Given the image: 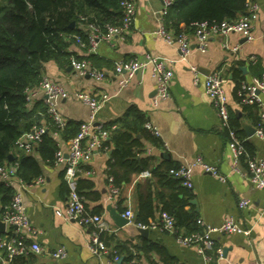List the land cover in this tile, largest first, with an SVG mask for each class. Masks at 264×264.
<instances>
[{"label":"crops","instance_id":"crops-1","mask_svg":"<svg viewBox=\"0 0 264 264\" xmlns=\"http://www.w3.org/2000/svg\"><path fill=\"white\" fill-rule=\"evenodd\" d=\"M249 1L258 6L256 16L251 20V40L238 34L210 36L205 51L200 52L193 27L182 26L190 44L186 61L179 60L180 53L175 44L166 43L155 33L162 25L158 15L160 0H136L133 23L122 38H115L110 44L100 42L95 52L91 53L73 41L66 48V56L43 63L41 75L62 85L70 94L83 90L96 96L100 93L110 96L95 116L97 124L105 126L115 121L132 106L139 109L145 119L159 131L161 147L147 146L145 151L146 156L153 158V164L171 160L176 165H181L199 156L205 163L215 166L219 174L224 176V181L195 166L191 172V188L181 184L191 193L190 197H184L185 210L197 215L199 225L219 226L225 217L233 216L248 232L213 235V248L206 252L211 257L208 261L198 255L193 247L177 244L175 231L150 228L146 235L140 234L134 223V189L136 183H145L150 176L132 175L130 182L109 201L108 163L112 148L104 145L94 152L89 162L81 166L74 185L76 189L79 179L85 181L81 184L84 188L80 190L84 196V205L89 213L101 216V226L97 230L102 242L110 249L116 243L129 246L133 255L140 257L137 258L139 261L148 264L143 253L133 249L148 240L162 246L175 264H226V261L264 264V189L255 188L249 182L245 165L240 163V173L232 170L228 133L221 125L213 103L203 88L204 77L212 72L219 73L225 79L229 120L233 117L240 123L242 138L253 147V157L264 158V139L253 135L248 137L241 128V123L253 128L256 126L259 112L264 110V91H256L259 101L253 103L257 108L251 111H244V106L236 101L237 85L252 82L264 70V0ZM144 53L173 60L169 65L173 72L169 81L170 97L159 101L157 105L152 104L155 83L148 70L137 73L121 87L118 85L121 75L113 72L114 62L140 58ZM71 56L89 59L95 68L104 72V79L96 82L88 75H78L69 65ZM189 66L196 67L200 73L197 85L193 84ZM38 102L44 105L41 95L31 105ZM57 108L65 123H81L88 119V107L72 96L60 99ZM58 134L52 132V137L57 139L58 149L66 154L69 141H61ZM21 153L15 149V154ZM31 154L37 157L35 149ZM39 164L42 182L32 184L23 193V205L33 228V232L27 235V240L48 251L61 247L65 255L61 259H54L46 253L28 252L22 255L19 264H118L109 260V254L98 258L89 251L87 243L92 226L80 227L75 222L64 219L62 213L69 190L64 179V163L48 164L39 160ZM242 199L248 200L249 204L239 208L238 203ZM107 205L119 214L130 209L133 220L116 226L106 209ZM10 233L11 228L5 226L0 237ZM179 233L185 234L182 229ZM217 249L223 252L221 260L215 259ZM149 256L154 262L163 264L157 254L151 253Z\"/></svg>","mask_w":264,"mask_h":264},{"label":"trees","instance_id":"trees-1","mask_svg":"<svg viewBox=\"0 0 264 264\" xmlns=\"http://www.w3.org/2000/svg\"><path fill=\"white\" fill-rule=\"evenodd\" d=\"M121 1L0 0V165L16 164V176L24 182L30 183L39 177V160L53 164L55 153L59 150L57 139L52 137L54 128L50 125L48 133L33 148L37 157L15 154L14 142L22 133L36 123H49L44 115V105L40 102L29 105L24 99L25 90L38 86L43 77L41 68L44 62L66 56V48L74 41L75 35L85 39L89 23L98 26L117 24L121 17ZM248 1L172 0L162 24L167 32L176 35L184 31L182 26L188 28L193 23L236 19L245 14ZM240 90L241 86L237 85L238 104ZM242 106L244 111L257 108L256 104ZM146 122L142 112L132 106L122 117L103 126L109 132L103 146L112 148L108 163L112 184L120 191L130 182L132 175L148 171L150 179L135 185L134 222L148 226L158 219L160 212H166L174 219V233H179L181 229L185 234L199 231L197 215L185 210L184 197H190L191 193L181 186L178 178L169 174L170 169L179 165L171 160L155 165L153 158L145 155L147 146L161 147L159 138L144 127ZM79 124L66 122L58 134L59 139L69 141L78 132ZM229 127L241 140L243 152L239 163L245 165L247 159L253 158V147L242 138L238 120L232 117ZM9 155L12 159L8 158ZM83 182L81 179L77 181L76 191L84 200L80 192ZM12 192L11 186L0 182V219L10 204ZM113 249L122 261L140 258L133 255L129 246L116 243ZM133 249L142 252L148 264H158L149 256L151 253L157 254L163 264H175L165 249L155 242L145 240ZM21 259L22 256L15 257L12 264H19Z\"/></svg>","mask_w":264,"mask_h":264},{"label":"built area","instance_id":"built-area-1","mask_svg":"<svg viewBox=\"0 0 264 264\" xmlns=\"http://www.w3.org/2000/svg\"><path fill=\"white\" fill-rule=\"evenodd\" d=\"M161 8L158 12L160 20L167 14L172 0H160ZM121 17L117 24H105L98 26L94 23H89L86 27L85 39L79 35L74 36L76 44L85 49L88 53L95 52L100 42L112 43L115 38H122L123 34L132 25L136 0H122L120 2ZM246 11L244 15L232 20H222L220 22L206 21L191 24L193 27V35L195 36L200 52L205 51V46L210 36H226L228 34H238L246 40L253 38L251 20L255 18L258 6L256 3L248 1L246 3ZM168 44H175L179 50L181 61H186L190 53V44L185 31L174 35L167 32L163 24L155 31ZM237 47L235 46L234 49ZM69 65L80 76L88 75L96 82L104 79V72L95 68L89 59H78L74 56L69 57ZM173 60L168 58L144 53L140 58L133 57L126 60H119L113 64V72L116 75H121L119 78V87L124 86L137 73L148 70L155 83V96L152 99V104L157 105L159 101L167 100L170 97L169 81L172 78L173 72L169 67ZM193 75V84L199 83V72L194 66H189ZM225 79L217 72H212L204 77L203 88L204 92L211 99L219 118L221 125L227 130L229 141L228 148L232 155V170L240 173L239 157L243 152L241 140L236 133L229 127V110L228 100L224 89ZM264 91V70L258 76L252 79L250 83H242L241 90L238 96L241 98L239 105L258 103L256 91ZM42 96L45 105L44 115L49 119V123L44 121L34 124L30 130L22 133L14 142L15 149L24 154H31L33 148L39 143L43 136L48 133V128L51 125L53 133H59L65 126V121L60 115L57 104L60 99H65L72 96L88 107V119L79 124L78 132L68 142L67 153L62 150L55 153L54 163H64V179L69 187L66 206L63 211V217L66 220L75 222L80 227L92 226L87 247L89 251L98 258L104 257L106 254L111 255L109 259L112 263L119 264H144L137 259L122 261L116 250L107 247L99 237L101 216L91 214L86 210L84 200L75 189L74 180L81 170V166L90 161L94 152L103 146V142L108 139L109 132L100 124L95 122V116L110 96L106 93L93 95L88 91H75L68 93L65 88L52 82L47 77L43 76L38 86L27 88L25 90L24 99L31 105L33 100ZM259 121L254 127L253 136L259 139H264V110L259 112ZM144 127L155 137H159V131L150 122H146ZM245 164L249 182L258 189H264V158H249ZM198 166L204 172L217 177L224 181V176L220 175L217 168L213 165L205 163L201 157H196L193 161L181 164L177 168L169 170V174L181 181L185 187L191 188V172L192 168ZM140 177H149L148 171L141 172ZM0 182L6 186L13 188L10 204L3 214L1 221L5 226L11 228V233L0 237V264H12L17 256H22L28 252L37 254L46 253L54 259H61L65 252L59 247L55 250L48 251L43 249L35 242H28L27 235L33 232L25 207L23 205V193L32 184L42 182L39 176L30 183L24 182L16 176V164L0 165ZM108 200L112 201L117 194L118 189L112 184V177H108ZM249 201L242 199L238 203L239 208L246 207ZM128 221L133 220V212L130 209L125 210L121 214ZM135 223V222H134ZM138 228H160L165 231L174 232V219L166 212H160L158 219L150 222L148 226L140 223H135ZM247 234L248 232L240 226L233 216H227L223 219L219 226L200 225V230L190 234L175 233L177 244L184 247H193L198 255L205 261L211 259L206 252L211 250L214 245L213 235L216 234ZM215 259H223V252L217 249ZM226 264H242L238 262L226 261ZM258 264V263H254Z\"/></svg>","mask_w":264,"mask_h":264},{"label":"water","instance_id":"water-1","mask_svg":"<svg viewBox=\"0 0 264 264\" xmlns=\"http://www.w3.org/2000/svg\"><path fill=\"white\" fill-rule=\"evenodd\" d=\"M241 128L245 131V133L248 137L252 136V134L254 132L253 127H251L250 125H248L246 123H241ZM165 157H166V155H165ZM8 158L12 159V157L10 155L8 156ZM106 209L108 210L109 215L111 216V218L114 221V223L116 224V226H121L127 222V219L124 218L121 214L117 213L110 205H107ZM4 227H5V223L3 221H1V219H0V234L3 232ZM139 232L142 235H146L148 232V229L139 228ZM120 261L121 260H119L117 263L119 264Z\"/></svg>","mask_w":264,"mask_h":264}]
</instances>
